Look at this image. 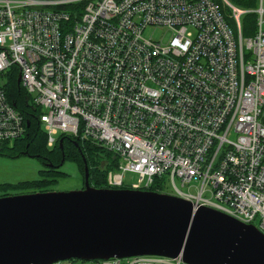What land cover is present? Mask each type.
Listing matches in <instances>:
<instances>
[{
    "label": "built area",
    "instance_id": "built-area-1",
    "mask_svg": "<svg viewBox=\"0 0 264 264\" xmlns=\"http://www.w3.org/2000/svg\"><path fill=\"white\" fill-rule=\"evenodd\" d=\"M221 1L0 0V146L30 128L3 88L14 69L47 147L63 135L97 143L116 160L111 189L148 191L158 180L264 234V0L250 11ZM247 13L254 30L243 38ZM156 30L170 34L165 44Z\"/></svg>",
    "mask_w": 264,
    "mask_h": 264
},
{
    "label": "water",
    "instance_id": "water-1",
    "mask_svg": "<svg viewBox=\"0 0 264 264\" xmlns=\"http://www.w3.org/2000/svg\"><path fill=\"white\" fill-rule=\"evenodd\" d=\"M82 161L81 190L0 196V264L140 256L264 264V234L254 226L168 194L96 189Z\"/></svg>",
    "mask_w": 264,
    "mask_h": 264
},
{
    "label": "trees",
    "instance_id": "trees-1",
    "mask_svg": "<svg viewBox=\"0 0 264 264\" xmlns=\"http://www.w3.org/2000/svg\"><path fill=\"white\" fill-rule=\"evenodd\" d=\"M231 5L244 10L250 11L256 7L257 0H227ZM227 15V9H223ZM254 15L247 13L242 15L239 23L241 24V36L248 38L252 34L254 25ZM226 22L229 27L236 31V24L233 20H229L226 16ZM13 69L9 75L4 79L5 95L9 101L16 107L17 110L23 113L25 119H29L30 128L24 133V136L16 142H12L10 145L0 146V154L7 155V157L27 156L33 159H37L42 165V160L47 163L60 165L62 158L64 163L66 161L73 162L77 165L79 173L82 176V182L84 184V164L82 158H84L88 171H89V185L96 189H111L107 184V171L102 170L99 165V161L102 159H108L109 167L113 169L116 166V160L103 146L88 140H81L79 137H65L59 136L63 139V150L60 151L58 143L54 147L49 148L46 145V134L42 130L38 121V113L33 114L26 108L30 107V98L27 96L24 89L17 84L18 73ZM7 80V81H6ZM29 104V105H28ZM68 141V142H66ZM77 143L78 148L74 147V143ZM70 143L69 147L66 146ZM99 160V161H98ZM63 163V164H64ZM62 177L57 171H51L49 169L40 171V179L33 181H24L16 185H1L0 191L4 194L5 191L12 189H18L21 191L35 190L38 188H46L47 186L56 182V179ZM43 188V189H44ZM120 189H128L127 187H121ZM148 191L165 194L163 185L158 180L154 181V184L148 189ZM46 192V191H39ZM37 193V192H36ZM1 196H6V194Z\"/></svg>",
    "mask_w": 264,
    "mask_h": 264
},
{
    "label": "rangeland",
    "instance_id": "rangeland-1",
    "mask_svg": "<svg viewBox=\"0 0 264 264\" xmlns=\"http://www.w3.org/2000/svg\"><path fill=\"white\" fill-rule=\"evenodd\" d=\"M219 1L222 2L221 0ZM223 9H227V12H228L227 15L224 13ZM230 11L231 9L228 6L222 8V13L225 16V20L227 16L229 20H233L235 22L236 28H238L236 20L233 18ZM240 18H239V21H240ZM239 28L241 31V24L239 25ZM253 30H254V25H253ZM152 34L155 38H160L161 36H163V40H162L163 44H165V42H167L170 37V34L167 32H164V30H156ZM237 45L239 46L238 43ZM242 49L243 51L245 50L243 43H242ZM52 138L56 140L57 136L53 135ZM11 146L12 145H10L9 148H11ZM99 163H100L99 167L102 170L107 171V173H110L111 171L115 170V167L113 169L109 167L108 159H102L101 161H99ZM42 170H45V168H43V166L38 162L37 159H33L27 156L7 157V155L0 154V186L1 185H16L24 181L38 180L40 179V171ZM58 172L61 174L62 177L57 178L56 182L47 186L46 188L43 187L44 189L38 188L35 190H29V191H21L18 189H12V190H9L8 194L12 193V194L22 195V194H32V193H36L39 191L72 192V191L81 190L83 188L82 176L79 173L77 165L74 164L73 162L66 161L64 164H62V167L59 168ZM123 179H124V183L128 186H131L133 183L136 182V176L129 174V173H126ZM176 185L181 191L185 193L188 192L189 194H192V195L196 194L195 188L188 189L187 186L181 188L178 182H176ZM163 189H164L165 194H168L171 196L174 195L172 188L169 187L168 185H164ZM2 194H3L2 191H0V196ZM121 262L125 263L126 259H123ZM56 264H81V263L78 260H72V261H63V262L56 263Z\"/></svg>",
    "mask_w": 264,
    "mask_h": 264
},
{
    "label": "flooded vegetation",
    "instance_id": "flooded-vegetation-1",
    "mask_svg": "<svg viewBox=\"0 0 264 264\" xmlns=\"http://www.w3.org/2000/svg\"><path fill=\"white\" fill-rule=\"evenodd\" d=\"M59 140H60V138H59ZM59 140H58V145H59ZM62 141H64L63 139H62ZM66 142H68V141H66ZM56 143V144H57ZM46 145H47V139H46ZM69 145H70V143H67L66 144V146L67 147H69ZM54 147V146H53ZM74 147H76V148H78V145H77V143L75 142L74 143ZM60 148V147H59ZM62 150H63V142H62ZM62 150H60V151H62ZM42 166H43V168H46V169H49V170H51V171H54V172H57L58 170H59V168H61L62 166H60V165H55V164H51V163H47V162H45L44 160H42ZM64 163V162H63ZM62 163V164H63ZM8 192L9 191H5V193L4 194H8ZM3 194V195H4ZM19 195V194H12V193H9L8 195H6V196H11V195Z\"/></svg>",
    "mask_w": 264,
    "mask_h": 264
}]
</instances>
